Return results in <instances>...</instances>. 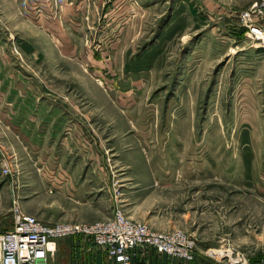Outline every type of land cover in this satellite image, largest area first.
<instances>
[{"label":"rangeland","instance_id":"1","mask_svg":"<svg viewBox=\"0 0 264 264\" xmlns=\"http://www.w3.org/2000/svg\"><path fill=\"white\" fill-rule=\"evenodd\" d=\"M255 1L96 0L88 18H8L0 90H21L25 108L71 102L90 115L81 149L70 122L13 132L11 153L0 130V234L17 211L53 224L102 222L118 209L154 231L185 234L196 253L230 247L264 264V48L241 17ZM36 42L45 49L38 63ZM80 77L92 82L90 100ZM65 256L61 247L52 263Z\"/></svg>","mask_w":264,"mask_h":264},{"label":"built area","instance_id":"2","mask_svg":"<svg viewBox=\"0 0 264 264\" xmlns=\"http://www.w3.org/2000/svg\"><path fill=\"white\" fill-rule=\"evenodd\" d=\"M241 17L246 34L264 48V0H256ZM2 174H12L9 165H3ZM75 236L92 241L107 256L106 264H132L139 248L184 261L196 255L195 241L185 234L154 231L118 209L102 222L53 224L17 211L12 228L0 234V264H46L55 255L58 240ZM206 255L220 264H253L246 254L230 247Z\"/></svg>","mask_w":264,"mask_h":264},{"label":"crops","instance_id":"3","mask_svg":"<svg viewBox=\"0 0 264 264\" xmlns=\"http://www.w3.org/2000/svg\"><path fill=\"white\" fill-rule=\"evenodd\" d=\"M57 3H65L62 6L61 10L54 11V2ZM96 0H0V23H1V29H0V35L3 33V28L5 27V23L7 22L8 18H17L21 21V19H25L28 16H31V19H38V17H41L43 19V16L45 14H57L58 18L60 19H71V18H88L91 17V11L88 10V5L93 4V2ZM99 1V0H98ZM39 4L41 7V12L38 14V9L36 8L35 11L28 10L30 4ZM46 3V5H44ZM11 5L9 8L13 9V13L7 12V6ZM47 9V10H46ZM51 10V11H50ZM24 12V14H23ZM33 13H35L33 15ZM11 23V20H10ZM19 24V21L17 22ZM22 24V23H21ZM41 27L44 28V24L41 23ZM16 26V25H15ZM56 33H59L58 30V23H55ZM22 26L20 28L19 33L27 34V30L22 31ZM54 27H52V30H49L47 28V33L54 34ZM40 34H43L41 31ZM39 35V34H38ZM5 37L4 40H2V37H0V55L2 54L5 56L4 50L2 48V45L5 44ZM31 53H35L37 57L36 63H38L39 58L38 55H43L44 45L40 43H31ZM22 50L24 53H28V44L21 45ZM40 48V49H39ZM3 50V53H2ZM5 64L4 57H0V70ZM97 67V66H96ZM13 78H17L19 82H21L24 85L23 81H27L26 79H23V77L19 76H12ZM6 77L3 74H0V82L2 81L4 83ZM8 79V78H7ZM10 79V78H9ZM52 79V77L50 78ZM71 79V78H70ZM48 81V79H46ZM72 82H76V80H71ZM27 83V82H26ZM25 83V84H26ZM45 88L43 89L45 92H51L53 93V97H63V94L59 91L54 90V85L50 82H45ZM77 83L80 84V87H82V96L86 99H92V91H91V80H86L80 77V80L77 81ZM21 85V86H23ZM2 89V88H1ZM99 93L96 92V95L100 98H103L105 101L107 99V93L102 94V91L97 88ZM57 92V94H56ZM101 92V93H100ZM62 94V95H61ZM10 92L8 94V91L5 89L0 90V100L1 103H4V108L0 109V130L3 132H7V135H9L8 143L9 148L8 152L11 153V149H18V145L16 141H14L12 133L13 132H19L25 129L30 130H39L44 131L50 130V131H62L64 127H67V122L71 123V130L78 132V138L74 140L75 147L81 149L82 146H85L84 138L81 136L83 132L86 131L87 127L89 126L88 117L90 115V108L87 106L77 108L75 105H71V102H69L68 105H64L62 108H56V107H49L48 105H44L43 99L41 100V103L38 106H35L34 108L26 107L25 100H27V95L23 97L21 90L17 93H14L10 96ZM38 99L40 96H36ZM66 97V95H65ZM64 98V97H63ZM9 101L11 102H7ZM13 102V103H12ZM24 102V103H23ZM66 114H70L69 117ZM71 117L73 118V121H70ZM20 136L23 134L19 132ZM5 143V145L8 146V143ZM76 149V148H75ZM20 150V149H19ZM77 151V150H75ZM15 152V151H12ZM79 162L81 169V165H84L87 161V158L84 156H80L78 158H75V162ZM61 247H64V252L66 254V264H106L107 256L103 254L102 252L98 251L97 248L94 246L93 242L90 240H86L83 237L75 236V237H67L64 239H60L57 241V250L55 252V255L49 259V261L46 264H53L52 260L54 258H58V253L60 252ZM59 264V263H57ZM132 264H220L216 260H213L206 256L204 251L197 252L194 259L192 261H184L177 258H171L163 254L157 253L155 250L152 249H137L136 250V257H134Z\"/></svg>","mask_w":264,"mask_h":264},{"label":"trees","instance_id":"4","mask_svg":"<svg viewBox=\"0 0 264 264\" xmlns=\"http://www.w3.org/2000/svg\"><path fill=\"white\" fill-rule=\"evenodd\" d=\"M253 264H255L254 262H252Z\"/></svg>","mask_w":264,"mask_h":264}]
</instances>
